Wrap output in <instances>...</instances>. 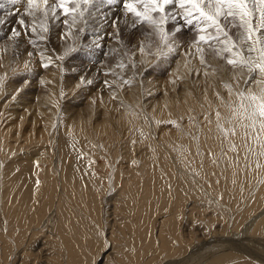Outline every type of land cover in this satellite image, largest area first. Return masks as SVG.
Here are the masks:
<instances>
[{
	"label": "bare ground",
	"instance_id": "obj_1",
	"mask_svg": "<svg viewBox=\"0 0 264 264\" xmlns=\"http://www.w3.org/2000/svg\"><path fill=\"white\" fill-rule=\"evenodd\" d=\"M6 59L0 60V75L9 68ZM183 62V55L175 59L172 74H176L179 63L180 74L186 75ZM192 67L200 68L197 60H192ZM231 75L226 72L224 79ZM45 80L41 79L47 94H39L32 105H27L20 93L15 101H10L9 95L7 99L0 97V264H92V242L85 233L88 226L85 221L71 218L77 214L90 219L108 236L102 250L108 246L111 251L103 264H264V155L261 151L258 155L250 153L244 128L237 127V135L229 132L226 138L217 127V108L225 130L239 123H228L232 113L227 104H232L235 97L229 96L219 77L186 75L180 87L178 81L171 83L172 94L165 92L158 103H145L150 108L147 116L155 121H179L185 109L197 120L196 124H188L194 127L190 129L192 140L182 133L179 121L181 130L178 124L175 129L161 128L158 141L153 137L159 127H155L152 137L140 115H136L141 113L136 109L143 102L141 94L129 90L120 107L115 103L103 108L104 102H98L102 112L86 104V108L76 109L77 115L72 118L59 111L55 79ZM178 88L181 91L177 94ZM4 90L12 94L16 89ZM217 91L226 105L220 104ZM204 110L206 117L202 119ZM57 112L59 117H70L64 122L59 120V172L52 168V158L44 159L53 151L45 150V146L52 139ZM94 115L100 118L94 119ZM7 141L25 143L17 148L13 144L5 153L2 142L8 147ZM225 141L230 142L229 153H238L241 159H228ZM184 142L202 159L207 158L203 169L193 170L196 177L187 183L188 188L181 178L185 176L183 166L188 169L185 163L191 160L185 161L184 157L174 161L177 166L183 164L184 173L177 178L176 169L170 166L173 162L169 165L165 161L166 148L177 152V143ZM160 144L162 155H155L149 146ZM250 158H257L259 167L247 164ZM234 172L241 176L234 179ZM171 183L176 191H172L174 200L172 188H168ZM168 202L169 208L165 209ZM73 204L74 209L70 206Z\"/></svg>",
	"mask_w": 264,
	"mask_h": 264
},
{
	"label": "snow or ice",
	"instance_id": "obj_2",
	"mask_svg": "<svg viewBox=\"0 0 264 264\" xmlns=\"http://www.w3.org/2000/svg\"><path fill=\"white\" fill-rule=\"evenodd\" d=\"M53 22H60L67 29L59 35L60 40L72 39L71 44L61 45L62 53L54 57L45 55L52 39ZM12 23L16 26L9 27ZM189 31L193 38L185 42L183 38ZM0 32H3L0 40L11 41L16 55H19L18 45L24 42L22 38L27 37L26 42L32 49H40L41 66L48 68L60 61L61 73L63 62L74 56H84L93 65L99 63L92 59L96 50L104 56H118L116 68L121 72L131 70L134 75L143 74L145 68L154 70L161 62L171 64L175 57L183 55L186 75L219 77L229 96L235 97L232 104H227L232 113L228 123L238 120L237 125L225 130L220 123L221 111L219 108L215 111L217 127L225 132L226 138L229 132L231 136L237 135V127L245 129L247 138L256 133L254 138L258 141L264 133V0H0ZM89 32L94 36L91 43H79L82 38L87 39ZM137 34L143 38L130 48ZM108 41L118 47L109 46ZM104 48L108 51L104 52ZM25 51L29 58L33 57V51ZM52 51L55 53L56 49ZM3 52L8 53V46ZM137 52L141 57L139 63ZM193 59L200 68L192 67ZM30 64L31 59L25 61V72H31ZM180 68L177 63L171 83L186 78L180 74ZM12 72L18 75L15 69ZM226 72L232 73L230 79H224ZM104 75L117 76L122 85L133 84V79L112 69ZM7 78V74L0 75V97L3 98L8 97L4 90ZM18 82L26 85L27 77L22 76ZM93 83L82 76L77 86ZM103 83L108 88H116L108 80ZM21 91L16 89L10 101H15ZM60 96L62 99L65 96L63 89ZM216 96L221 105H226L219 91ZM144 119L151 123L146 113ZM249 128L252 132L247 131ZM232 150H235L234 144Z\"/></svg>",
	"mask_w": 264,
	"mask_h": 264
},
{
	"label": "rangeland",
	"instance_id": "obj_3",
	"mask_svg": "<svg viewBox=\"0 0 264 264\" xmlns=\"http://www.w3.org/2000/svg\"><path fill=\"white\" fill-rule=\"evenodd\" d=\"M12 19L14 21L15 18H12ZM53 23L55 24V26L52 28V33H51L52 39H51V42L47 45V50L45 51V55L54 57L56 54L62 53L63 49H62L61 45H65L66 46L67 44H71L72 43V39L69 38L67 41L60 40L58 38L59 35H61L67 29L60 22H53ZM8 26L9 27H15L16 25L14 23H12V24H10ZM109 31H111V29H109ZM2 35H3V32H0V36H2ZM142 38L143 37L141 35L137 34L135 39H133L132 42L129 44V47L131 48L132 44H136ZM192 38H193V33L189 31L184 36L183 40L185 42H187V41H190ZM22 39H23L24 42L20 43L18 45V49H17V51L19 52V55H16L15 52L13 51V48L11 47V41L0 40V54H1L0 55V60L1 59H5L7 57L6 60L8 62V67H9V68H7L6 70L3 71V74L1 72V75L7 74V77H8L6 82H5L4 88H8L9 87L10 90H14V89H18V88L22 89L20 94L24 97L23 98L24 102L27 105H32V104L36 103L35 99H37V96L39 94H44L45 89L43 88V83H41V79L42 78L43 79H47L49 81L55 79V84L57 85V87H56L54 92H55V95H56V103H58L59 106H60L59 107V111L61 112V110H63V112H65L64 115L65 114L66 115L70 114L72 118H74L77 115L76 114L77 113L76 109H78V108L81 109L83 107L86 108V106H87L86 104L94 105L95 106L94 108H97L98 111H100V112H102V107L97 106V104L102 103V102H104L103 103V108L108 107L109 105L115 104V103H116V105L119 104V107H120L121 106V102H125L124 98H123L124 95L125 96L128 95L129 90L130 91L132 90L131 92H134L135 94L136 93L138 95L141 94L140 95L141 96L140 99L142 98L141 100L143 102H141V104L136 109L139 110L142 113V114L140 113V118L139 119L142 120V122L145 125V127L147 128V130L150 131V133L152 134V137L154 136L155 127L156 126H157V128L159 127L157 129V131H156L155 136L153 137V138H155L156 141H158V132L160 131L161 128H174L175 129L176 124H178V127L180 128L181 125H179V123H178L179 121H180V124H182V126H183V127L181 126L183 128V130H182L183 132L182 133L187 134V137L189 138V140H192L190 138H193L192 137L193 135L191 136L192 132L190 131V129L192 130L193 125H192V127H190L189 125L192 124L193 121L196 124L197 120L194 119V117L189 112L190 110H188V109H187V111H186V109L183 111L184 114L182 113L183 116L182 115H181L182 117L180 116L181 119L179 117V119H180L179 121L178 120H166V121L156 120L155 121L154 117H149L148 116L149 120L151 121V123H149V122H146L145 119H144V114L145 113L147 114V111L150 110V108L146 107L145 103H148L150 101H152V102L153 101L154 102L157 101V103H158V100L160 101L162 99V97H163L165 92L168 93V94L169 93H171V94L173 93L172 90H171L172 89V85H173V84H171V80H173V78L176 75V74H172L175 62H173L171 64L168 63V62H161L159 65H157L154 68V70L149 67V68H145L144 69L143 74L138 72V73H136L134 75L131 70H126V71L121 72V70L119 68H116V64H117V62L119 60L118 56L117 57L104 56V55L100 54V50H96V56L93 57L92 59L93 60H98L99 63H96L95 65H93V63L89 62L88 58H86L84 56H74L73 58L63 62L64 71H63V73H61V69H60L61 62L60 61H55V63L53 65H50L48 68H43L41 66L40 49H32L26 42L27 41V37H23ZM92 39H94V36L91 34V32H89L88 35H87V39L85 40V39L82 38L81 41H79V43H81V44H83V43H91ZM108 44L111 47H118V45H116L113 41H108ZM5 46H8V53L6 54V56H2V55H5L3 50H2V49H4ZM43 47L44 46L41 45V48H43ZM25 49H27L28 51H33L34 52L33 57L29 58L28 55H27V52L25 51ZM52 49H56V52L54 53L52 51ZM103 51L107 52L108 49L104 48ZM181 51H183V49ZM178 58H179V56L175 57L174 59H178ZM29 59H31V64H30L31 72H25L24 71L25 61H28ZM125 59H127V58H125ZM136 59H137V62L139 63L141 57H140V54L138 52H137V55H136ZM147 59H152V58L148 57ZM169 59L171 60L173 58H169ZM1 65L2 64L0 63V66ZM9 69L11 70V72H12V69L17 70L16 72L18 73V75H13V73L11 74V72L9 73ZM108 69L114 70L115 72L119 73L120 75L124 76L127 79H133L132 86L129 87L127 85H122L121 81L119 80V78L117 76H113V75H107L106 76V75H104V73L106 71H108ZM166 69H167V71H166ZM171 75L174 76V77L172 78ZM22 76H26L27 77L28 83L26 85L25 84H21V83L18 82V81L21 80ZM82 76L86 80L87 79L93 80L94 83L91 84V85H86V84L85 85H80L78 87L77 85L80 84V78ZM188 78H191V76L188 77ZM47 80H45V82H47ZM104 80H108L109 83H114L116 85L115 90L112 89V88L106 87L104 85V83H103ZM177 81H178V87H180L179 83H181V81L180 80H177ZM38 83H41L42 86L40 84L38 86ZM61 89H63V92L65 93V96H64L63 99L60 96ZM179 91H181V90L178 88L177 94H178ZM7 94L9 96L11 95L8 92H7ZM45 94H47V92H45ZM52 94H53V96H55L53 92H52ZM150 94H151V96H150ZM138 95H136V96H138ZM145 95H146V97H145ZM42 96H44V95H42ZM114 96H115V99L113 98ZM207 108H208V106H206L204 109H207ZM65 109H66V111H64ZM18 111H20V109H18ZM56 116L57 117H54V122H53L54 126L52 127L53 130L51 132L52 139L47 143L48 146H45V150H53V151L50 153V157H44V159H48V161H49L52 158V165L54 164V166H52V168L53 169L55 168V170L58 171L60 169L61 165L57 166L58 168L56 167L57 159H59V155L57 154V153H59V151L57 152V149H58L57 141L59 140L60 132H62V130L60 128V124L62 122L59 123V120L63 121L65 119V121H66L68 118L70 119V117L67 116L68 117L67 119L65 117L64 118L63 117H59L58 112L56 113ZM18 117L15 118L14 120H12V122L13 121L16 122L19 119ZM95 117H98V115H94V119H95ZM205 117H206V113H205V110H204V111L201 112V118L203 119ZM99 118L100 117H98V119ZM230 119H228V121ZM12 122L10 123V125L12 124ZM2 125H3V122L1 121L0 128H2ZM184 125L185 126L188 125V127L185 129ZM257 128H258V126H257ZM188 129H189V131H188ZM163 130H165V129H163ZM180 130H181V128H180ZM197 130H198V133H199V129L198 128H197ZM249 130H251V129H249ZM251 132H252V130H251ZM255 136H256V134L254 133V136L252 138H247V145H248L247 148L249 149L251 147V149H249L250 153L252 152V153L258 155V152H260V151H261L260 153H264V147L261 146L262 144H264V133L260 134L259 142H258L257 139L254 138ZM228 139H229V137H228ZM225 142L227 143V141H225ZM7 143H10V144H8V147H7L6 143L2 142V144L4 146V152L5 153L8 152V149L9 150L12 149V145L13 144H15V147L17 148V146L19 147L20 145H23L25 142L24 143L22 142L20 145L15 143V142H12V141L11 142L7 141ZM228 144L230 145V142L226 144V147L228 148V151L227 152L225 151V155L228 157V159H230L231 162L233 160L238 161V159H241L242 157H240V156L238 157V153H235V156L232 153H229L231 150L229 151V147L230 146ZM157 146H159V147L161 146L160 147L161 150H160L159 147L157 148ZM6 147H7V149H6ZM149 147H150L149 149H151V151L153 153H155V155H157V154L162 155V152H163L162 151V144H160V145H152V146H149ZM21 148L22 149L19 150V151L23 150V147H21ZM227 148H226V150H227ZM258 148H261V149L258 150ZM177 149H178V150H176L177 152H173V151L169 150L168 148H166V150H168L169 153L166 150H165V152L167 153V156H170V158H168L165 155V161L166 162L168 161L169 165L171 164V162H173L170 166H173L172 168H174V170L176 169V171H174V172H176L175 173V178L179 177V175L181 173L183 174L185 172L182 175V176H184V175L185 176L182 177V178L180 177V178H181V181H183V182L187 181L185 183L186 184L185 187H187V183L188 184H189V182L192 183L191 181L193 179H195V177H196V174H195L196 171L194 172L193 170H195V169H197L199 167L201 169H203V167L206 164L207 158H203L202 159L201 155L198 152H196L194 150V148H192V146L190 144H186L185 142H184V145H183V143L182 144L177 143ZM235 149H236V147H235ZM141 152H142V150L139 153H141ZM232 152H235V150H232ZM181 153H182L183 157H182ZM183 153L187 154L188 156L184 155ZM227 153L230 156H228ZM13 155H14V152L11 154L10 158ZM45 155L46 154H44V156ZM179 155H180V157H179ZM171 156H173V157H171ZM166 157H167L168 160L166 159ZM177 158H184L185 161H188L190 159L191 161H188V163L186 162L187 164L185 163V165L189 166L188 169H187V166H183V164L180 165V163L178 164L180 166H177V162L174 163V161L180 162L179 161L180 159L178 160ZM186 158H188V159H186ZM119 159L121 160V157ZM119 159H118V162L120 161ZM214 159H215V157L212 158V161ZM250 159L252 161H253V159L254 160L256 159L255 160L256 162L255 161L252 162L251 160H249V162L247 164H249L251 162L250 165H252L253 163H255V166L259 165V162L257 163V158H250ZM189 162H191V163L189 164ZM245 163H246V161H245ZM61 164L63 165V163H61ZM238 164L239 163H237V165ZM242 164L244 165V162L241 163V166H242ZM181 166H183L188 172L186 170L184 171L183 167H181ZM190 167H193V168L191 169ZM189 168H190L191 171H189ZM178 169H180L178 171L180 173L177 172ZM54 171H52V172H54ZM57 171L54 174H56ZM192 172H194V173H192ZM235 172L233 173V177H234V179H238L241 175L239 176V175H237L238 172L237 173H235ZM185 178H186V180H185ZM187 178H189L191 180H188ZM243 183L245 184L244 180L242 181V184ZM171 184L168 185V188L169 187L172 188V190L170 189V191L173 194V196H171L172 195L171 193H170V196H171V199L174 200L173 198L176 196L175 195L176 191H175V188L173 187V184H172V187H171ZM153 194H155V193L152 192V195ZM187 194H189V193H186V195ZM155 197L156 196H154L153 198L156 201ZM153 198L151 199V201H152L153 204H155L156 202L154 201ZM146 203H147V200H146ZM165 204H166L165 205L166 207H164L163 205L160 204L159 208L160 207H161V209H163V207L165 209L169 208L170 202H168V204L167 203H165ZM70 206H71V208H73V206L75 207V204L70 205ZM51 209H54V208L51 207ZM75 210H77V209H75ZM49 216H50V214H49ZM50 218H51V216H50ZM71 218L77 219V222L82 220L83 222L85 221L87 223L88 227H87V230H85V233H87V235L89 237L88 240L92 242V245L89 244V247H91L92 264H103L105 256L111 251V249H108L109 248L108 246L106 247L105 250L104 249L102 250V248L108 242V239H107L108 236L104 232V229H100L99 226L95 225L94 222H92L90 219L86 218L85 216L83 218V215L77 214L76 217H72L71 216ZM51 222H53V221L51 220L48 224L50 225ZM82 224L85 225V223H82ZM51 228H50V230L53 233H55L56 230L52 226H51ZM52 236H54V234H52ZM57 239H60V237L58 236ZM93 246H94V248H93ZM97 255H99L98 260H96V261L94 260L93 261V259H95Z\"/></svg>",
	"mask_w": 264,
	"mask_h": 264
}]
</instances>
